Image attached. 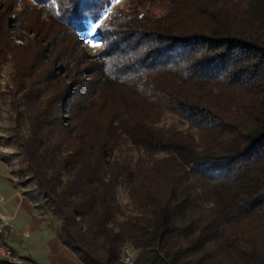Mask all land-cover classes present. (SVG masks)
Returning a JSON list of instances; mask_svg holds the SVG:
<instances>
[{
	"label": "trees",
	"instance_id": "1",
	"mask_svg": "<svg viewBox=\"0 0 264 264\" xmlns=\"http://www.w3.org/2000/svg\"><path fill=\"white\" fill-rule=\"evenodd\" d=\"M5 74L0 160L82 264H264V0H0Z\"/></svg>",
	"mask_w": 264,
	"mask_h": 264
},
{
	"label": "crops",
	"instance_id": "2",
	"mask_svg": "<svg viewBox=\"0 0 264 264\" xmlns=\"http://www.w3.org/2000/svg\"><path fill=\"white\" fill-rule=\"evenodd\" d=\"M28 188L10 174L0 177V216L7 223L2 239L17 255L15 264H82L61 243L45 208L30 198Z\"/></svg>",
	"mask_w": 264,
	"mask_h": 264
},
{
	"label": "rangeland",
	"instance_id": "3",
	"mask_svg": "<svg viewBox=\"0 0 264 264\" xmlns=\"http://www.w3.org/2000/svg\"><path fill=\"white\" fill-rule=\"evenodd\" d=\"M41 17L44 18V13L42 12ZM81 45L84 47L85 51L88 54H92L96 49L102 46V43L98 40H91V42H87L84 39L80 40ZM7 81L6 74L0 78L1 84ZM166 123L169 124L170 120L167 119ZM7 121L5 118V113L3 108H0V155L7 157L12 155V148L8 147L5 144V130L7 128ZM9 159V158H8ZM9 165H6L5 163L0 161V177L8 176L9 171L15 168V162L14 160H10ZM6 174V175H5ZM132 256H134L135 252L131 249ZM123 264V263H122Z\"/></svg>",
	"mask_w": 264,
	"mask_h": 264
},
{
	"label": "built area",
	"instance_id": "4",
	"mask_svg": "<svg viewBox=\"0 0 264 264\" xmlns=\"http://www.w3.org/2000/svg\"><path fill=\"white\" fill-rule=\"evenodd\" d=\"M7 227V223L3 217L0 216V264L16 263L17 255L12 248L2 239V234ZM128 245H124L120 254V261L123 264H130L132 262V252Z\"/></svg>",
	"mask_w": 264,
	"mask_h": 264
}]
</instances>
